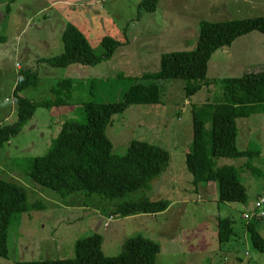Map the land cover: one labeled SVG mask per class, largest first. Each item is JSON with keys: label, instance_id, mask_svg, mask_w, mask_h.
<instances>
[{"label": "rangeland", "instance_id": "obj_1", "mask_svg": "<svg viewBox=\"0 0 264 264\" xmlns=\"http://www.w3.org/2000/svg\"><path fill=\"white\" fill-rule=\"evenodd\" d=\"M143 0H16L6 10L0 0V125L17 120L18 95L31 101L54 99L53 86L63 79L75 84L69 106H39L19 134L0 147V177L23 185L29 202L40 200L43 210L15 214L8 230L9 255L0 264L19 260L72 258L78 238L99 233L106 255L116 256L132 236L159 243L156 264H264V253L251 243L244 213L264 211L256 202L264 195V110L237 119L239 150H260L247 157H218L217 166L233 165L247 188V201L229 202L214 182L195 185L186 165L193 142L194 106L221 101L219 79L257 71L264 62V33L252 31L231 45L217 49L207 71L209 84L187 96L186 79H168L161 101L131 103L115 114L107 127L113 152L124 155L133 140L159 145L170 152L166 170L148 188L128 193L123 200L167 199L160 213L112 215V202L82 192L62 196L38 186L28 174L34 157L47 153L65 120L86 122L82 108L88 101L115 102L134 83L133 77L159 70L163 53L196 47L201 20L224 21L264 15V0H159L155 11L142 9ZM74 23L97 53L108 35L121 42L113 56L95 65L54 67L39 58L62 53V33ZM264 65V63H263ZM261 70H264V66ZM21 70L37 71L40 82L15 95ZM122 74V76H118ZM97 81L93 89L89 83ZM210 132L211 120L205 119ZM86 202V204H85ZM112 216V217H111ZM230 217L236 234L226 243L218 239L219 218ZM255 219H258L256 216ZM258 230L264 235V216ZM108 224V225H107Z\"/></svg>", "mask_w": 264, "mask_h": 264}, {"label": "trees", "instance_id": "obj_2", "mask_svg": "<svg viewBox=\"0 0 264 264\" xmlns=\"http://www.w3.org/2000/svg\"><path fill=\"white\" fill-rule=\"evenodd\" d=\"M6 10L16 0H3ZM159 0H143L142 9L155 11ZM264 33V15L224 21L201 20L197 44L191 50H176L163 53L160 68L133 77V85L124 92L123 98L115 102H85L82 106L86 122L69 119L62 124L58 135L44 155L32 160L28 174L42 188H49L67 196L82 192L88 198L98 194L103 200L112 202V215H131L136 212L160 213L169 206L167 199L123 200L128 193L148 188L153 179L161 175L169 165L170 152L165 148L143 140L130 142L127 152H113V143L107 135V127L115 114L123 113L131 103H153L161 101L166 80L186 79L187 96L195 95L209 84L207 71L213 53L231 45L238 37L252 31ZM62 53L39 58L54 67L72 64L95 65L113 56L121 42L104 36L103 51L97 53L84 32L74 23H67L62 33ZM119 77L122 74L118 75ZM40 77L37 71L21 70L15 87V95L29 86H37ZM221 83L224 98L194 106L193 142L186 154V165L192 173V182H214L222 199L229 202L247 201V188L233 165L217 166L218 157L253 158L260 150H239L237 147V119L248 117L264 110V70L247 72L241 76L223 77ZM97 81L89 84L94 88ZM76 84L63 79L51 88L54 99L31 101L17 96V120L0 125V147L12 136L19 134L23 124L30 119L37 107L69 106ZM211 120L210 132L206 131L205 119ZM26 188L18 182L0 177V255H9L8 230L15 214L43 210L40 200L29 202ZM86 204V202H85ZM263 217V216H262ZM262 217H257L258 219ZM254 220V217L252 218ZM247 223L252 245L264 253V235L258 230V219ZM234 221L230 217L218 220V239L226 243L236 234ZM103 238L99 233L80 237L75 242L72 258L48 260H19L15 264H156L159 243L143 236H132L125 240L123 250L116 256L106 255L102 249Z\"/></svg>", "mask_w": 264, "mask_h": 264}, {"label": "built area", "instance_id": "obj_3", "mask_svg": "<svg viewBox=\"0 0 264 264\" xmlns=\"http://www.w3.org/2000/svg\"><path fill=\"white\" fill-rule=\"evenodd\" d=\"M264 204V195H262L260 198H259V200H257V202H256V208L258 209V208H260V207H262V205ZM262 217V216H264V211H261V212H255V213H251V214H249V213H244V217L246 218V219H248V220H250V219H252L253 217ZM112 217V216H111ZM108 225V224H107Z\"/></svg>", "mask_w": 264, "mask_h": 264}, {"label": "crops", "instance_id": "obj_4", "mask_svg": "<svg viewBox=\"0 0 264 264\" xmlns=\"http://www.w3.org/2000/svg\"><path fill=\"white\" fill-rule=\"evenodd\" d=\"M84 34H85V33H84ZM85 35H86V34H85ZM263 63H264V62H263ZM263 63L260 62V63L255 64V65L257 66V67H256V68H257V69H256L257 71H262V70H261V67H259V66H264ZM257 71H252V72H257Z\"/></svg>", "mask_w": 264, "mask_h": 264}]
</instances>
